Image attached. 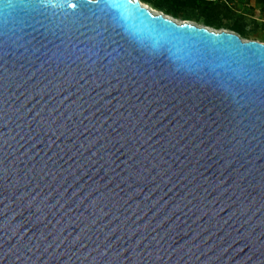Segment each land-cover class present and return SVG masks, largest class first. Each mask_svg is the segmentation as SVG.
Instances as JSON below:
<instances>
[{"label":"water","instance_id":"1","mask_svg":"<svg viewBox=\"0 0 264 264\" xmlns=\"http://www.w3.org/2000/svg\"><path fill=\"white\" fill-rule=\"evenodd\" d=\"M34 3L0 0V264H264V81L232 54L264 42L134 0L175 27L154 55Z\"/></svg>","mask_w":264,"mask_h":264},{"label":"snow or ice","instance_id":"2","mask_svg":"<svg viewBox=\"0 0 264 264\" xmlns=\"http://www.w3.org/2000/svg\"><path fill=\"white\" fill-rule=\"evenodd\" d=\"M32 7L45 18L58 20L62 31L76 33L83 29L86 33H92L93 40L99 37L100 41L104 42L110 38L106 35L110 32L123 36L124 31H127L128 36L124 38L126 40L130 38L134 50L140 48L154 55L165 53L167 38L171 37L175 31V27L171 25L167 26V31L151 27L150 33H155L159 39L150 36L146 40L135 26L129 25L128 21L145 17L148 20L145 28L164 22L158 17H147L144 12L134 6V0H36ZM232 54L235 62L242 67L246 65L259 67L262 81H264V49L252 52L244 46H239L234 48ZM203 55L207 57L212 55V52L205 50Z\"/></svg>","mask_w":264,"mask_h":264},{"label":"rangeland","instance_id":"3","mask_svg":"<svg viewBox=\"0 0 264 264\" xmlns=\"http://www.w3.org/2000/svg\"><path fill=\"white\" fill-rule=\"evenodd\" d=\"M146 4L156 12L166 14L165 10L154 8L150 3ZM197 11L196 9H187L186 17L190 18L187 21L197 25H204V18L206 15L211 14L213 19L224 20L225 24L221 29L230 30L227 29V27L236 22L239 23L245 31V36L242 37L243 39L264 42V0H213L208 12L205 13V15L203 14V16H199L198 20H194L196 19L195 13ZM175 19L182 21L178 18ZM209 28L214 29L213 27Z\"/></svg>","mask_w":264,"mask_h":264},{"label":"trees","instance_id":"4","mask_svg":"<svg viewBox=\"0 0 264 264\" xmlns=\"http://www.w3.org/2000/svg\"><path fill=\"white\" fill-rule=\"evenodd\" d=\"M146 3H150L154 8L160 10H165L167 15H170L173 18H178L181 20H188L189 17H186L187 9L198 10L195 15L198 20L199 16L205 15L210 9L213 0H139ZM204 25L213 27L214 29H221L224 26V20L213 19L212 15H206L204 18ZM227 29L238 33L241 37L245 36V31L239 23L234 22L229 25Z\"/></svg>","mask_w":264,"mask_h":264},{"label":"bare ground","instance_id":"5","mask_svg":"<svg viewBox=\"0 0 264 264\" xmlns=\"http://www.w3.org/2000/svg\"><path fill=\"white\" fill-rule=\"evenodd\" d=\"M140 3H141L142 5L148 7L149 9H151L153 12H156L154 9L150 8L146 3L142 2V1H140Z\"/></svg>","mask_w":264,"mask_h":264}]
</instances>
